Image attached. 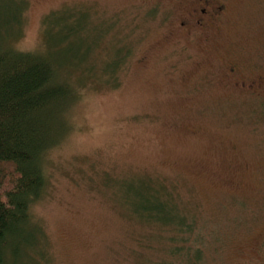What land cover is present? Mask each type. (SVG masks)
I'll use <instances>...</instances> for the list:
<instances>
[{
    "label": "rangeland",
    "instance_id": "obj_1",
    "mask_svg": "<svg viewBox=\"0 0 264 264\" xmlns=\"http://www.w3.org/2000/svg\"><path fill=\"white\" fill-rule=\"evenodd\" d=\"M211 1L199 30L180 26L188 0H0V49L85 54L93 73L41 161L30 264L172 263L175 213L203 233V264H264V0ZM147 186L178 210L135 209Z\"/></svg>",
    "mask_w": 264,
    "mask_h": 264
},
{
    "label": "trees",
    "instance_id": "obj_2",
    "mask_svg": "<svg viewBox=\"0 0 264 264\" xmlns=\"http://www.w3.org/2000/svg\"><path fill=\"white\" fill-rule=\"evenodd\" d=\"M70 36L72 30L64 36L63 43ZM84 55L80 57L76 53L74 57L80 59L81 65L74 63L75 59L71 62L65 59L63 52V63L59 65L41 52H24L9 45L0 49V264L32 261L31 251L37 243L32 236L30 212L46 185L41 161L45 152L64 141L69 130L64 112L77 101L80 90L93 80L92 67L84 66L88 59ZM115 59L105 69L106 75L113 74L120 64L119 57ZM74 69L84 77L85 83L75 80L80 78H75ZM60 113H63L61 120ZM146 188L144 198L143 192L135 193L134 198L141 205L134 206L144 210L149 219L153 217L151 214L168 215L171 210H178L162 187ZM169 203L173 205L169 207ZM195 222L193 219L184 222L176 213L172 221L166 217L165 228L176 223L179 235L173 237L176 244L168 254L172 263L161 264H203L205 238L195 228Z\"/></svg>",
    "mask_w": 264,
    "mask_h": 264
},
{
    "label": "flooded vegetation",
    "instance_id": "obj_3",
    "mask_svg": "<svg viewBox=\"0 0 264 264\" xmlns=\"http://www.w3.org/2000/svg\"><path fill=\"white\" fill-rule=\"evenodd\" d=\"M186 14L180 22L182 28L187 29H204L212 25L221 15L223 7L215 5L211 0H188ZM233 72V69L230 70ZM254 89L264 87L257 82L253 83Z\"/></svg>",
    "mask_w": 264,
    "mask_h": 264
}]
</instances>
